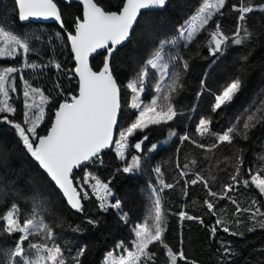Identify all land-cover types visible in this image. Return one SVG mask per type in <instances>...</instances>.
<instances>
[{
	"label": "trees",
	"instance_id": "trees-1",
	"mask_svg": "<svg viewBox=\"0 0 264 264\" xmlns=\"http://www.w3.org/2000/svg\"><path fill=\"white\" fill-rule=\"evenodd\" d=\"M61 10L64 23L63 31L52 24L27 23L20 25L17 20L15 5L11 0H0V24L15 29L20 33L33 36V42L40 49L41 54L29 56L30 61L36 62L39 67L22 69V73L33 87H38L47 97L45 102V119L37 129L40 135H44L50 126L53 112L60 103L70 102L76 94V80L73 77L71 55L67 45L65 34L73 32V21L81 17V9L78 5L70 7L58 0H54ZM108 11H116L121 6V0H98ZM262 0H252L253 4H260ZM240 0H226V6L222 10L223 15L214 17L208 26L214 29L218 20L221 30L231 36L235 31L238 12L232 11L233 4H239ZM247 3V0H245ZM201 0H168L162 11H149L141 14L140 23L134 27L129 40L118 48L110 58V66L114 69V75L120 88V113L115 136L125 131L134 121L136 112L131 108V91L127 83L134 77L140 65L148 58L151 49L156 47L160 39L174 35L175 30L184 23L200 6ZM152 23L145 27V21ZM247 26L252 31V37L244 44L236 46L229 41L223 55L216 53L213 56L207 44L210 38L206 32L201 33L197 40L188 47H180L179 55L189 63L186 73L182 75L183 88L174 96L172 103L179 113L168 124L150 126L144 132H137L129 138V147L125 150V157L130 160L132 155L140 156L142 168L136 174H126L122 168L127 160H121L111 149L100 154V160H94L87 166L73 171V177L81 181V186L87 190L88 199H82L83 211H71L60 197L58 192L41 173L37 162L27 153L19 140L16 129L9 123L0 120V145L4 146L7 159L0 160V185H6V195L0 202V213L15 201L21 212L29 210L30 200L24 197L38 195L41 200L50 198L51 211L44 217L46 222L55 230L56 239L65 251L67 264H73L72 257L81 247L86 251L81 257V264H102L104 256L108 253L114 256L124 254L116 245L120 241L130 250L134 233L132 228L141 223L145 215L146 204L151 187H161L159 181L173 184L174 187L164 189L160 193L167 218V227L164 233L165 243L173 250L174 254L183 251L186 261L179 260L178 264H228L221 255L220 241L231 242L236 252L235 258L230 264H264V229L253 227V222L248 220L247 213L239 219L243 221L236 224L232 213L235 205L225 198L215 199L207 195L203 183L189 184L187 196H185L184 181L194 178L195 173H200L205 178L215 177V181H209L213 191L221 192L222 185L232 183L230 174L234 173L235 165L239 157L243 165L238 179H250L249 169L255 174L259 167L264 166V120H261L248 132V138L235 135L232 144L220 143L217 147L210 146L215 143L214 138H200L196 133V127L200 119L210 118L211 129L217 133L226 130L231 123H235L237 114L248 107L253 98L261 89H264V13L254 11L247 17ZM40 36V41H35V36ZM176 49H167L168 54H175ZM105 52L97 55L90 62L93 71H98L104 61ZM246 57V59H245ZM61 64V70L57 71L54 64L43 67L49 60ZM22 57L16 60L0 59V65L21 66ZM17 78V92L11 94L9 103L16 108L14 116L9 119L23 123L24 101L19 77L21 73L14 74ZM242 81V88L236 94L231 103L213 111L215 96L222 93L225 86L234 79ZM201 81L204 82L203 87ZM60 87L57 88L56 85ZM154 94L148 91L141 95L143 103H148ZM264 99V95L260 96ZM8 115V114H0ZM264 115V113H262ZM176 132V136L171 133ZM145 134L149 139L142 145V151H137L133 145ZM189 135L191 140L180 142L179 137ZM171 135V138H169ZM208 147L200 148L195 143ZM152 145L155 150L150 151ZM195 161V163H193ZM187 165V167H185ZM179 166V167H178ZM160 168V175L154 171ZM188 173L183 179L180 172ZM90 174L102 183H108L113 193L108 199L122 202V210L128 214L129 223L122 221L118 211L109 208L101 211L99 201L91 193L87 185L83 184V177ZM75 184V180H74ZM79 190V187H78ZM18 193V194H17ZM228 195L235 198L242 207H247L252 199H256L264 207V196H261L254 186L244 187L240 185ZM205 199L212 200L217 207L218 216L224 218L227 225L238 232L244 233L243 238L232 236L222 231H217L216 237L210 239L209 226L213 225L214 217L208 212ZM202 217L204 224L198 220L181 221L180 212ZM99 221L93 226L89 220ZM78 228L77 231H73ZM19 236L13 233L0 235V247L11 248ZM34 242H40L39 236L30 237ZM62 241V242H61ZM27 244V242H25ZM150 252H155L154 264H170L166 249L159 243L150 245ZM148 264H153L149 261Z\"/></svg>",
	"mask_w": 264,
	"mask_h": 264
},
{
	"label": "snow or ice",
	"instance_id": "snow-or-ice-1",
	"mask_svg": "<svg viewBox=\"0 0 264 264\" xmlns=\"http://www.w3.org/2000/svg\"><path fill=\"white\" fill-rule=\"evenodd\" d=\"M83 6V15L76 17L73 21L74 32L67 34V40L70 42L71 51L74 54L76 65L74 71L79 77V94L73 96L71 102L59 104L55 111V118L48 129L46 135H40L37 129L45 119V109L43 106L35 104L34 97L37 93L43 96L38 87L25 79L22 69H37L39 65L29 60V56L41 54L33 42V36L20 33L15 29L0 24V59L16 60L22 57L21 66L0 65V120L9 123L16 129L19 140L28 154L38 163L43 172L54 182L55 186L61 191L62 196L72 209L83 211L82 199H88V192L81 186V181L73 177L74 169L85 166L94 160H100L102 150L113 145L114 129L117 126L118 112L120 109V88L117 78L114 75V69L110 66V58L116 46L126 41L134 27L140 23L141 10L154 8H163L167 0H121V6L116 11L106 10L98 0H79ZM70 7L73 0H65ZM17 16L19 21L24 22L30 18H54L64 26L61 10L54 0H15ZM226 6V0H201L200 6L190 15L176 30L174 35L166 36L159 40L156 47L150 50L148 58L140 65L139 70L127 83V88L131 90V107L137 110L134 121L125 131L119 133V140L115 141L118 148V155L122 160H127L125 150L129 147V138L137 132H144L150 126H159L173 121L179 114L172 100L179 90L183 88L182 75L189 68L187 60L179 55L180 47H188L197 40L201 33L210 37L207 41L210 53L215 56L216 53L223 55L229 41L233 45L239 46L249 41L252 37V31L247 26V17L254 11L264 13V0L260 4H253L252 0H240L239 4L231 6L232 11L239 13L235 31L231 36L226 35L221 30L218 20L215 21L214 29L208 28L213 22L214 17L223 15L222 10ZM152 21L146 20L145 27H148ZM40 36H35V41H40ZM176 49L175 54H168L167 49ZM97 50H105L103 66L99 71H93L89 67V57ZM246 59V57H245ZM54 64L57 71L61 70V64L49 60L43 67L47 68ZM182 66L183 73L180 71ZM21 73L19 79L23 84L22 95L24 97V120L23 123L9 119L14 116L16 108L9 103L11 94L17 92L16 76ZM202 87L204 82L201 81ZM60 87L59 84L56 85ZM242 88V81L239 78L234 79L223 89L222 93L215 96L213 111L221 109L222 106L232 102L236 94ZM151 91L154 95L148 103H143L141 95ZM264 89L253 98L248 107L239 112L235 118V123L220 133L212 131L210 118L199 120L196 127V133L203 139L206 136L214 138L215 143L210 147L215 148L220 143L232 144L235 135H242L244 139L248 138V132L256 126L261 120H264ZM29 100H32L30 103ZM35 105V107H34ZM176 136V132L171 133ZM149 139L145 134L140 140L135 142L132 147L137 151H142V145ZM180 142L189 141L191 137L187 134L179 137ZM197 147H208L204 144L192 140ZM156 145H152L150 151L155 150ZM7 159V153L4 146L0 145V160ZM264 160V157H260ZM195 163V161H193ZM243 165L242 160L237 159L234 173L230 174L232 183L222 185V191H213L209 186V181H215V177L205 178L200 173H195L194 178L184 181L185 196H187V187L189 184L196 185L203 183L207 189L209 197L224 200L227 198L233 205L235 211L231 214L235 217V223L241 224L243 221L239 217L247 213L248 220L253 222V227L248 231H254L258 226L264 229V207L256 200L252 199L247 207H242L238 201L228 195L233 192L242 182L244 187L249 185L255 187L261 196H264V166L259 167L255 174L249 169L250 179H238L240 169ZM179 167V166H178ZM187 167V165H185ZM142 168V159L140 156L132 155L127 160L123 168V173L136 174ZM157 175H160V168L154 169ZM188 173L181 171L180 177L183 179ZM92 185L93 194L100 202L101 211H108L109 208L116 209L122 221L129 223L128 214L122 210V202L118 199L115 202L108 198L113 195L109 184L102 183L94 176ZM75 180V184H74ZM90 181V174L83 177V184L87 185ZM161 187H151V192L146 204L145 215L141 223L133 226L132 232L134 239L130 250L125 246L124 241L117 243L116 247L121 249L124 254L119 258L109 254L105 264H148L155 261V252H150V245L159 243L166 249V254L170 264H178V259L186 261L187 257L183 251L179 253L173 250L165 243L164 233L167 227V218L160 193L164 189L173 188V184H167L160 179ZM79 187V190H78ZM6 185H0V202H3L6 195ZM18 194V193H17ZM30 200L29 210L21 212L19 205L13 201L5 210L0 213V235L7 233L11 236L18 233L11 248L0 247V264H67L65 251L60 243L56 242V233L53 227L46 222L44 217L46 213L50 214L51 201L41 200L38 195L24 197ZM204 204L209 213L214 217L213 225L209 226L210 239L215 238L217 231H222L232 236L243 238L244 233L231 229L224 218L218 216L216 204L209 199H205ZM181 221L198 220L202 225V217L189 215L186 212H180ZM88 223L93 226L98 225L99 221L89 220ZM74 228L73 231H77ZM39 236L40 242H34L30 237ZM27 242V244L25 243ZM221 255L228 264L235 258L236 252L231 242L220 241ZM264 250V249H262ZM86 251L81 247L72 257L73 264H81V257ZM195 264V262H192Z\"/></svg>",
	"mask_w": 264,
	"mask_h": 264
},
{
	"label": "water",
	"instance_id": "water-1",
	"mask_svg": "<svg viewBox=\"0 0 264 264\" xmlns=\"http://www.w3.org/2000/svg\"><path fill=\"white\" fill-rule=\"evenodd\" d=\"M11 1H13L14 5H15V0H11ZM58 1H60V2H62V3H64V4H66V3H65V0H58ZM167 1H168V0H167ZM72 4H76V5H78V6L80 7V9H81V18H82V15H83V6H82V4L79 2V0H73V3H72ZM66 5H67V4H66ZM164 8H165V7H163V8H154V9H149V10H141V14H142V13H145V12H149V11H162ZM15 9H16V13H17L16 5H15ZM17 20H18V23H19L20 25H24V24H27V23L44 24V25L52 24V25L57 26V28H58L59 30L63 31V28L61 27L60 22L56 21L54 18H48V19H43V18H30V19L27 20V21L21 22V21H19L18 16H17ZM73 32H74V30H73ZM64 34H65V37H66L67 45H68L69 52H70V55H71V62H72L73 69H74V68H75V65H76V61H75V59H74V54H73L72 51H71V45H70V42L67 40V34H66V33H64ZM128 40H129V38H128L126 41L122 42V44L116 46V48L114 49L113 53H114L118 48H120V47H122L124 44H126ZM103 52H105V50H97L96 53H93V54L89 57V67H90V62H91V60H92L93 58H95L97 55H99V54H101V53H103ZM102 66H103V65H102ZM101 68H102V67H101ZM101 68H100V69H101ZM100 69H99V70H100ZM99 70H98V71H99ZM73 77H74V79L76 80V84H77V87H76V94H75V96H78V94H79V83H78V81H79V77L76 76V74H75L74 71H73ZM71 99H72V98H71ZM71 99H70V102H71ZM58 107H59V105H58ZM58 107L55 109V111L58 109ZM55 111L53 112V117H52V119H51V123H50V126L48 127V129L51 127V125H52V123H53V121H54V118H55ZM119 113H120V109H119V112H118V118H119ZM118 118H117V125H118ZM48 129H47V131H48ZM116 130H117V126H116V128L114 129L113 140L115 139ZM47 131H46V133H45L44 135L47 134ZM112 146H113V145H112ZM112 146H110L109 148H106V149L102 150L101 154H102V153H105V152H109V151H111ZM37 164H38V163H37ZM89 164H90V163L86 164L85 166H87V165H89ZM82 167H84V166H81L80 168H82ZM38 168H39V170L41 171V173L47 178V180L50 182V184L54 187V189L58 192V194L60 195V197H61V198L63 199V201L65 202L66 206H67L71 211H76L75 209H72V208L70 207V205L67 204L66 199L62 196L61 191L57 188V186H55L54 182L51 181V179H50V178H49V177L43 172V170H42L39 166H38ZM80 168H78V169H80ZM75 170H77V169H74V171H75Z\"/></svg>",
	"mask_w": 264,
	"mask_h": 264
},
{
	"label": "rangeland",
	"instance_id": "rangeland-1",
	"mask_svg": "<svg viewBox=\"0 0 264 264\" xmlns=\"http://www.w3.org/2000/svg\"><path fill=\"white\" fill-rule=\"evenodd\" d=\"M21 89H22V91H23V84L21 85ZM21 91V92H22ZM131 91V90H130ZM132 93H131V96H130V101H131V99H132ZM34 100H35V104H37V105H40V106H45V100H43L42 98H41V94L40 93H37L36 95H35V97H34ZM23 101H24V97H23ZM29 102L31 103L32 102V100H29ZM146 104V103H145ZM131 106V105H130ZM34 107H35V105H34ZM132 108V107H131ZM133 109V108H132ZM135 112H136V115L138 114L137 113V110H135V109H133ZM119 138H120V136L118 135V136H115V139H114V143H113V146H112V149H114V152L118 155V148H117V145H116V143H115V141H118L119 140ZM169 138H171V135H169ZM119 156V155H118ZM119 158H120V156H119ZM121 159V158H120ZM122 160V159H121ZM95 183V180L94 179H91V177H90V181H89V184H87V186H88V188H89V190L91 191V193L93 194V188H92V185ZM94 195V194H93ZM94 197L96 198V196L94 195ZM56 242L58 243L59 242V240H57L56 239ZM62 242V241H61ZM109 254L110 253H108V254H106L105 256H104V259H103V261H102V264H105V261H106V259L108 258V256H109ZM112 255V254H111ZM113 257H115V258H119V256H114V255H112Z\"/></svg>",
	"mask_w": 264,
	"mask_h": 264
}]
</instances>
